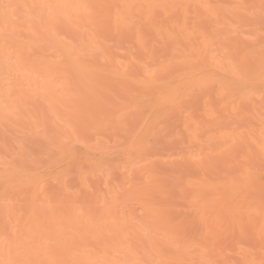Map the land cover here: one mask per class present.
Returning a JSON list of instances; mask_svg holds the SVG:
<instances>
[{
  "label": "bare ground",
  "instance_id": "1",
  "mask_svg": "<svg viewBox=\"0 0 264 264\" xmlns=\"http://www.w3.org/2000/svg\"><path fill=\"white\" fill-rule=\"evenodd\" d=\"M2 3L54 6L16 13L19 69L0 9V131L56 169L1 131L0 264H264L261 0Z\"/></svg>",
  "mask_w": 264,
  "mask_h": 264
},
{
  "label": "snow or ice",
  "instance_id": "2",
  "mask_svg": "<svg viewBox=\"0 0 264 264\" xmlns=\"http://www.w3.org/2000/svg\"><path fill=\"white\" fill-rule=\"evenodd\" d=\"M53 5L49 4H8V3H2L0 4V9L3 10V21H4V28L2 30V34L4 37V43H5V51L7 53L6 56V63L9 65H15L17 69L20 68L21 64L23 63V52L20 50H13L9 52V35L10 31H15V26L12 24L13 21H16L19 19V15L16 13H19L21 10H23L24 15H31L33 12H39L43 9H51L53 8ZM59 7V6H55ZM87 7V6H83ZM10 13H13L10 15ZM260 15H261V23H262V32H264V0H261V6H260ZM4 244L7 247L10 243V240L8 237L4 238ZM7 264H30L28 261H21V260H9L7 261ZM116 264H184V262L180 261H147V260H135V261H119L116 262ZM200 264H214L211 260H202L200 261Z\"/></svg>",
  "mask_w": 264,
  "mask_h": 264
},
{
  "label": "rangeland",
  "instance_id": "3",
  "mask_svg": "<svg viewBox=\"0 0 264 264\" xmlns=\"http://www.w3.org/2000/svg\"><path fill=\"white\" fill-rule=\"evenodd\" d=\"M37 124H39V123L37 122ZM0 127H2V126H0ZM7 127H8V125H7ZM162 127H163V126H161V128H162ZM5 128H6V126H4V127L2 128L3 130H1L2 132L5 131V133H2V132L0 131V137L3 136L4 134H6V135H8V137H10V135H11V136L13 135L11 132L16 131V129H14V130L12 131L13 128L11 129L10 126H9L8 128H6V130H5ZM163 128H165V127H163ZM163 128H162V129H163ZM166 128H167V127H166ZM167 129H168V128H167ZM9 130H11V132H9ZM164 130H165V129H164ZM164 130H163V131H164ZM168 130H170V129H168ZM161 131H162V130H161ZM1 133H2L3 135H1ZM7 133H8V134H7ZM9 133H10V134H9ZM78 133H79L80 136L83 135V138L86 137V134L89 135V133H87L85 130H83L82 132H78ZM85 133H86V134H85ZM22 134H23V136H24V133L20 132V133L17 134V132H16V135L14 134V135L12 136V138L15 139L18 135H20V136H18V138L15 139V141H12L13 139H12V140H9L10 138L8 139V137L5 136L6 139L9 140V141H8V142H7V140H4V141H5L6 143H8V144H9V142H13V145L11 144L13 147H15V144L17 143L16 146L18 147V145H20V143H21V140H22L21 138H23V139H25V141L28 143V144L25 145V148H24V146H22V143H21V147L24 148L23 150H24V151H25V150L28 151V149H29V150H30V153H31V151H32V152H33V151H36V153H38V154H37L38 157H37L36 155L31 156V157H33V158H34V157H37L36 159H38V160H34V161H38V162H40V160H39L40 158H39V157H41V155H42V157H41V162H43L44 160H45V162H46L47 159H52L53 157H54V159H52V160H53V161L56 160V159H55V156H53V155L55 154V152H56V151L54 150V149L56 148V146L54 145V147H53V146L51 145V144H53V143L50 144V145H51L50 147L53 149V151L50 152V153H51V154L53 153V155H51V156H52L51 158H48V157H47V156H48V155H47L48 152L45 153L46 151H43V154H41V153L39 154L40 151L42 152L41 147H43V149L46 150V143L43 142V141L46 140L45 138H44V139H43V138H39V139H38V137H37L38 134H34L33 136H36V139L33 140V139H32V136H29L30 134H29L28 136H24V137H26V138L22 137ZM164 134H165V135H164ZM167 134H168V131L166 130V131H164V133L162 132V134L159 133L160 137H159V135H158V137H159V138L157 137L158 139H157L156 137H155L156 140H155V138L153 139V141L155 140V141H157V143L159 142V143H158V146H157V145H156V146H157V149L160 147L159 149H160V151H162V152H160L159 150H158L157 152L160 153V155H163V153L165 154V155H163V156H165V157L160 156V157L163 158V159L166 158V155H167V154L176 153L177 151H178V152L180 151V149L178 148L179 145L177 144V142H171V141H170L169 143H166V142H165L166 140H167V142H168V140L170 139V138L168 139L169 135L167 136ZM88 135H87V137L89 138ZM162 135H163V136H162ZM14 136H16V137H14ZM38 136H39V135H38ZM3 137H4V136H3ZM5 137H4V138H5ZM27 137H28L29 139H32L34 142H33L32 140L29 141V140L27 139ZM39 137H40V136H39ZM87 137H86V138H87ZM164 137H166V138H164ZM4 138H2V139H4ZM33 138H34V137H33ZM81 138H82V137H81ZM18 139H21V140H19L18 142H16V140H18ZM37 140H38V141L41 140L40 142H43L45 146H44L42 143L39 144V143L37 142ZM42 140H43V141H42ZM163 140H164V141H163ZM22 141H23V140H22ZM47 141H49V140H46V142H47ZM162 141H163V142H162ZM15 142H16V143H15ZM29 142H30L31 144H29ZM35 142H37L36 145H35ZM23 143H24V142H23ZM47 143H48V142H47ZM49 143H50V141H49ZM49 143H48V144H49ZM152 143H153V142H152ZM157 143H156V144H157ZM160 143H161V144H160ZM48 144H47V146H48ZM78 144H79V145H78L77 147H80L81 144H80L79 142H78ZM168 144H169V146H168ZM27 145H29L30 147L27 146ZM32 145H33V147H32L33 149L31 148ZM37 145H39V146L42 145V146H40V148L38 149V148H37V147H38ZM165 145H166V146H165ZM170 145H171V146H170ZM176 145H178V146L176 147ZM26 146H27V147H26ZM164 146H165V147H164ZM17 147H16V148H17ZM19 147H20V146H19ZM28 147H29V148H28ZM175 147H176V148H175ZM47 148H48V147H47ZM52 149H49V150H52ZM161 149H163V150H161ZM38 150H40V151L37 152ZM18 151H19V150H18ZM54 151H55V152H54ZM167 151H169V152H167ZM172 151H173V152H172ZM175 151H176V152H175ZM15 152H16V156H15V157H16V158H19V157H20V158H23V161L25 160V162H26V161H29V159H32V158H29V159H28V157L24 156V153H23V152H22V154H19L17 151H15ZM19 152H21V151H19ZM0 153H2V152H0ZM3 153H4V152H3ZM3 153H2V155H4ZM28 153H29V152H28ZM28 153H25V154H27V156H28V155H30V153H29V154H28ZM44 153H45V155H47V156H44ZM161 153H162V154H161ZM31 154H34V152L31 153ZM39 155H40V156H39ZM17 156H19V157H17ZM43 156H44L45 159L43 158ZM157 156L159 157V155H157ZM3 157H4V156H3ZM7 157H8V156H7ZM29 157H30V156H29ZM49 157H50V154H49ZM167 157H168V156H167ZM10 158H11V157H10ZM12 158H13V157H12ZM26 158H27L28 160H27ZM42 158H43V159H42ZM4 159H5V160H6V159L8 160V158H5V157H4ZM4 159H3V160H4ZM18 160L22 161V159H18ZM52 160H50V161L47 160V162H50L49 165H50L51 162H52V164L50 165V166H51V169L55 170V169H56V166L54 167V165H55V164H54L55 161H54V163H53ZM30 161H31V163H33V164H35V165H36V163H37V162H32V160H30ZM25 162H24V163H25ZM47 162H46V163H47ZM22 163H23V162H22ZM33 164H32V165H33ZM37 164H38V163H37ZM42 164H45V163H42ZM30 165H31V164H30ZM30 165H29V166H30ZM38 165H41V163H39ZM45 165H46V164H45ZM47 166H48V163H47ZM52 167H53V168H52ZM61 167H64V166H61ZM162 167L165 169L166 172H167V169H168V168H169L168 172L171 170V168H170L169 166L162 165ZM54 168H55V169H54ZM64 168H65V167H64ZM164 169H163V170H164ZM70 177H72V176H70ZM70 177H69V179L72 180V182L74 183V186H75L76 184H75L74 179H72L73 177H72V178H70ZM72 182L70 181V183H72ZM73 183H72V185H73ZM2 187H4V186H2ZM2 187H0V188L2 189ZM18 197L21 199L23 196L20 197V195H19ZM18 197H17V198H18ZM17 198H16V199H17ZM19 198H18V199H19ZM23 198H24V197H23ZM18 199H17V202L20 203V205H21V206H19V207L22 208V205H25V204L28 206V204H27L28 200H26V198L21 199V202L19 201L20 199H19V200H18ZM22 201H27V202L23 203ZM21 203H23V204H21ZM28 203H29V202H28ZM26 205H25V207H27ZM23 207H24V206H23Z\"/></svg>",
  "mask_w": 264,
  "mask_h": 264
}]
</instances>
